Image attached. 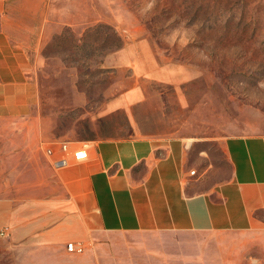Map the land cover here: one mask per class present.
I'll list each match as a JSON object with an SVG mask.
<instances>
[{
	"label": "rangeland",
	"instance_id": "obj_1",
	"mask_svg": "<svg viewBox=\"0 0 264 264\" xmlns=\"http://www.w3.org/2000/svg\"><path fill=\"white\" fill-rule=\"evenodd\" d=\"M42 5V24L28 47L40 102L24 117L0 115V264H35L9 243L12 227L2 208L49 195L46 149L57 141L127 136L126 107L138 122L161 120L141 124L143 132L173 129L191 139L194 191L230 176L225 137L264 134V0ZM133 89L139 100L131 103ZM95 240L94 261L103 264H264V225Z\"/></svg>",
	"mask_w": 264,
	"mask_h": 264
},
{
	"label": "crops",
	"instance_id": "obj_2",
	"mask_svg": "<svg viewBox=\"0 0 264 264\" xmlns=\"http://www.w3.org/2000/svg\"><path fill=\"white\" fill-rule=\"evenodd\" d=\"M42 14V0H0L3 117L27 116L40 102L28 47ZM128 97L139 100L135 89ZM126 109L127 136L68 140L72 146L89 141L87 159L57 167L58 146L52 157L46 151L49 195L2 208L13 248L24 249L35 264H103L94 261L95 239L107 233L246 231L264 225V134L225 137L230 176L194 191L191 139L173 129L143 132L141 124L157 126L161 120L138 122ZM69 242L83 244V252H70Z\"/></svg>",
	"mask_w": 264,
	"mask_h": 264
},
{
	"label": "built area",
	"instance_id": "obj_3",
	"mask_svg": "<svg viewBox=\"0 0 264 264\" xmlns=\"http://www.w3.org/2000/svg\"><path fill=\"white\" fill-rule=\"evenodd\" d=\"M55 146H58L60 151L59 157L55 160L53 159V164L57 167L67 166L73 161L84 160L88 158L90 142L82 141L77 144V146H72V143L69 141H57L52 146L46 149L47 153L52 157L55 151ZM8 228L1 231L2 235L9 234ZM83 244H77L74 242L67 243V249L70 252L80 253L84 250Z\"/></svg>",
	"mask_w": 264,
	"mask_h": 264
}]
</instances>
